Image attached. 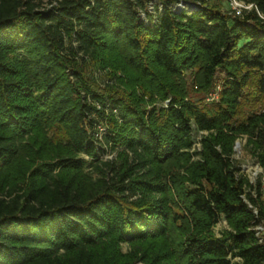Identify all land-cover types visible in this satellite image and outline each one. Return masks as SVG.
<instances>
[{"label": "trees", "instance_id": "obj_1", "mask_svg": "<svg viewBox=\"0 0 264 264\" xmlns=\"http://www.w3.org/2000/svg\"><path fill=\"white\" fill-rule=\"evenodd\" d=\"M53 1L0 0V264H264L262 181L233 157L244 136L264 168V104L237 116L248 85L264 95V19L227 0ZM87 66L128 78L100 91ZM188 69L203 91L221 73L216 100L185 98Z\"/></svg>", "mask_w": 264, "mask_h": 264}, {"label": "rangeland", "instance_id": "obj_2", "mask_svg": "<svg viewBox=\"0 0 264 264\" xmlns=\"http://www.w3.org/2000/svg\"><path fill=\"white\" fill-rule=\"evenodd\" d=\"M40 3L38 9H43L50 7L52 4H55V1L53 0H36ZM52 1V3H50ZM213 2H217L219 4L222 3L223 8H226L227 2L225 0H212ZM154 3V1H153ZM153 5H150L149 7H152ZM222 7V6H221ZM222 10H225L223 9ZM111 69L109 67H106L105 69H97L93 68L92 66H87L86 75L93 77L95 79L94 81L100 86V91L104 89V87L108 84H116L117 80L114 78L117 76V78H120L127 81L128 76L121 70H117L115 76L111 75ZM221 73H218L216 76V79L214 83L212 84V87L208 91H203L200 88L196 87V81H195V70L188 69L185 70L180 78H175L174 84L178 88H181L185 93V98L196 102L200 105L212 102L218 98V92L220 89L221 84ZM120 89L126 90V86L122 84H118ZM144 99L148 100L145 96ZM167 100L161 102H155L154 105L160 106V105H166ZM264 104V95L260 94L256 91L253 84H250L246 87V95L241 100V103L238 108L237 116L239 117H245L250 112L254 110H259ZM152 104L150 102L147 103V107L150 108ZM104 128L100 127L98 128V132H104ZM98 133V134H99ZM202 134H206L205 131H193V138L195 140V147L198 146V141ZM48 136L53 141H62L64 136L61 133V131L57 129H51L48 132ZM100 136V135H99ZM246 137L244 136H237L234 139L233 142V157L238 162L239 166L241 167L242 172L248 177L249 181L251 183H255L257 179L259 178L262 181V186L264 188V168L261 167V165L258 163L257 159L254 158L250 152L249 148H246ZM80 158L88 161L91 158L89 156L80 154ZM98 158L100 160H113L115 163H119L118 154L116 151H109L106 150L105 152L98 155ZM84 171H89V167L87 164L84 165ZM91 171V170H90ZM91 173V172H90ZM93 177L96 176V173H91ZM227 225L226 222L223 219H220L213 227L212 231L215 235H218L222 230L226 229ZM260 228V227H258ZM120 248L122 253H127L129 251V245L127 243H121ZM133 264H145L142 261H135Z\"/></svg>", "mask_w": 264, "mask_h": 264}, {"label": "built area", "instance_id": "obj_3", "mask_svg": "<svg viewBox=\"0 0 264 264\" xmlns=\"http://www.w3.org/2000/svg\"><path fill=\"white\" fill-rule=\"evenodd\" d=\"M230 8V14L234 16H242L244 11H249L254 9L256 13L264 19V16L258 11L254 3H247L244 0H227ZM178 6H186L185 3L180 2Z\"/></svg>", "mask_w": 264, "mask_h": 264}]
</instances>
